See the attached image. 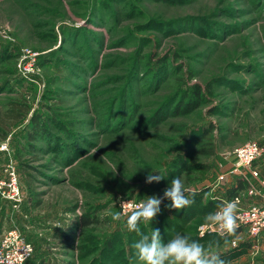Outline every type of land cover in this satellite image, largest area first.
<instances>
[{"label":"rangeland","instance_id":"rangeland-1","mask_svg":"<svg viewBox=\"0 0 264 264\" xmlns=\"http://www.w3.org/2000/svg\"><path fill=\"white\" fill-rule=\"evenodd\" d=\"M19 94L30 113L0 127V175L15 164L22 202L0 196V232L18 227L31 240L25 264H139V236L112 213L121 199L162 196L179 175L209 190L203 205L183 217L165 200L141 231L211 244L228 264H264V232H202L209 196L247 181L231 173L234 151L264 145V0H0V112ZM34 118L47 131L32 150ZM213 126L215 154L198 156ZM181 154L209 170L175 171ZM253 169L238 207L262 203L249 191L264 192V155ZM152 170L164 179L147 183ZM90 213L99 222L85 231L79 218Z\"/></svg>","mask_w":264,"mask_h":264},{"label":"clouds","instance_id":"clouds-1","mask_svg":"<svg viewBox=\"0 0 264 264\" xmlns=\"http://www.w3.org/2000/svg\"><path fill=\"white\" fill-rule=\"evenodd\" d=\"M153 172L158 171L152 170L148 173L147 183L160 182L164 179L161 175H154ZM195 196L196 192L186 187L182 175H179L171 180L170 186L164 189L162 196L151 195L139 203L120 200L121 210L112 213V219L119 221L124 218L126 229L139 236L132 245L139 264H228L220 252L213 250L211 244L206 248L197 240L180 233L165 242L159 228H153L148 234H144L140 229L142 221L155 220L161 212L163 201H170L165 207L180 210L191 206L195 202ZM237 212L238 198L221 201L217 205V210L205 217L202 229L210 227L222 237L235 235L239 228Z\"/></svg>","mask_w":264,"mask_h":264},{"label":"built area","instance_id":"built-area-1","mask_svg":"<svg viewBox=\"0 0 264 264\" xmlns=\"http://www.w3.org/2000/svg\"><path fill=\"white\" fill-rule=\"evenodd\" d=\"M8 151V142H0V153L6 154ZM263 155L264 145L260 142L251 141L242 145L234 151V163L231 173L241 175L247 181L250 180L248 170H250L251 175L259 176L258 171L254 170L253 167L254 163ZM3 173L4 175H0V196L13 207H18L22 202L18 169L15 164L9 163ZM220 180H225V175H221ZM261 183L264 186V180H261ZM249 192L250 195L262 196V203L248 208L238 207V224L239 229H246L252 237H258L264 232V192H260L255 188H251ZM235 198H238V205L242 203L241 195ZM233 199L224 198L221 201H231ZM205 231L216 232L210 227H204L202 232ZM33 253V243L18 227H13L0 234V264H25Z\"/></svg>","mask_w":264,"mask_h":264},{"label":"trees","instance_id":"trees-1","mask_svg":"<svg viewBox=\"0 0 264 264\" xmlns=\"http://www.w3.org/2000/svg\"><path fill=\"white\" fill-rule=\"evenodd\" d=\"M196 92H197V96H199V98L200 97L203 98V94L201 93V91L199 89ZM188 97H190V96H188ZM189 99H191V98H189ZM191 104H192V100H189V103H187L185 105V110L184 109L181 111L177 110L176 116L185 115L187 113L186 110L189 107L191 108V106H192ZM179 109H182V108H179ZM29 113H30V107L28 106L26 99L22 96L20 97V94H19L18 96L9 99L5 104V108H4L3 112H0V127H3V128L10 127V125H14V124L20 122ZM34 121H35V127L27 132L28 142H29L30 148L32 150L36 149L34 143L36 141H38L40 139V137L43 135V133H45L47 131L45 126H42L41 123H39V121L37 119L34 118ZM213 130H214V126L211 128L209 127V128H207V130H204L200 134V136L198 137V140H197V142L199 143V149L197 152L198 156L209 157V156H213L215 154L216 150H215L214 140L212 138ZM2 137L6 138V134H3ZM173 167H174L173 169L175 171H178L179 173L180 172L181 173H187V172L194 171V170L200 171V172H202V176L209 170L208 164L193 163L190 160H188L187 155H182V154H181V156H179L177 158V161H176L175 165H173ZM247 188H248V182L246 180L240 178V179H237L236 183L233 186L228 187L224 191L223 195H225V197L228 199H233L236 196L241 195V193L244 192ZM208 191L209 190L206 189L202 192H198V193L196 192V196L194 198L195 202H194V204H192V208L185 207V208L181 209L182 213H183V217H186L187 215L188 216L191 215V213L194 212L197 208L200 209L199 206H201V204L203 203L204 195H206L208 193ZM219 198H221V197H219ZM219 198H213L212 196H209L207 202H204L203 209L208 208V210H211L212 212L216 211L217 205L221 202V200ZM162 213L167 216L166 210H165V212H162ZM192 217H195V215H193ZM98 222H99V219L96 217V213L81 215L79 218V225L85 231ZM239 231H240V229L238 228L237 233L235 235H237L239 233ZM2 232H0V234ZM66 238L68 240L70 239L69 236H66ZM108 243L111 247L114 246L113 241H109Z\"/></svg>","mask_w":264,"mask_h":264},{"label":"crops","instance_id":"crops-1","mask_svg":"<svg viewBox=\"0 0 264 264\" xmlns=\"http://www.w3.org/2000/svg\"><path fill=\"white\" fill-rule=\"evenodd\" d=\"M258 160H259V159H258ZM258 160H257V161H258ZM257 161H256V162H257ZM236 181H237V180H235V182H233L232 184H230L228 187L233 186V185L236 183ZM228 187H227V188H228ZM219 197H221V198H219ZM215 198H219V199L221 200V199H224V198H226V197H225V195L221 194V196H218V197H215Z\"/></svg>","mask_w":264,"mask_h":264}]
</instances>
